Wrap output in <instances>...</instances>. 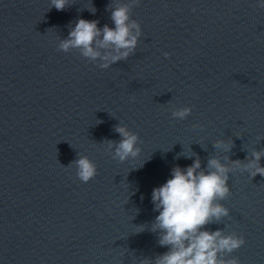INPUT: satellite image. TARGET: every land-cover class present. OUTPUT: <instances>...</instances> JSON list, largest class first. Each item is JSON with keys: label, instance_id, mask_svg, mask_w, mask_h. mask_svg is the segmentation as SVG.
<instances>
[{"label": "water", "instance_id": "obj_1", "mask_svg": "<svg viewBox=\"0 0 264 264\" xmlns=\"http://www.w3.org/2000/svg\"><path fill=\"white\" fill-rule=\"evenodd\" d=\"M69 2L58 11L50 0H0V264L154 260L167 248L151 231V192L174 166L198 157L207 170L212 157L244 164L264 152V8L140 0L131 10L142 28L135 52L102 69L58 44L81 17L114 26L113 0ZM184 106L191 114L174 118ZM119 124L140 137L136 161L114 159L102 144L119 142ZM188 150L195 155H179ZM79 155L97 165L86 183ZM228 185L221 203L230 215L206 227L245 238L221 258L264 264V176L236 169Z\"/></svg>", "mask_w": 264, "mask_h": 264}, {"label": "clouds", "instance_id": "obj_2", "mask_svg": "<svg viewBox=\"0 0 264 264\" xmlns=\"http://www.w3.org/2000/svg\"><path fill=\"white\" fill-rule=\"evenodd\" d=\"M256 2L264 8V0ZM139 3L140 0H113L109 7L114 26L104 24L100 27L96 19L78 18L74 26L69 24L68 35L60 39L58 48L64 52L78 49L83 57L98 62L102 69L126 60L135 52L142 36L141 24L131 18L133 6ZM70 4L69 0H50L48 10L52 7L58 11L64 10ZM90 11L95 13V7H91ZM164 55L167 57L170 53L165 52ZM191 112L190 106H184L173 109L172 116L184 120ZM115 131L121 139L118 143L110 140L102 143L106 144V150L121 162L129 159L136 161L142 152L138 146L139 135L123 124L117 125ZM214 143L217 148L222 147L224 150L231 147V142L223 140ZM179 155L193 156L195 153L188 150ZM262 156L264 152L253 151V158L247 163L234 161L231 165L212 157L208 160L207 170L202 168L198 157L186 167L174 166L170 177L161 185L153 187L151 192L153 210L158 213L151 223V231L158 234L159 245L166 247L167 251L154 260L145 259L138 264H240L236 257L221 258V253L230 254L241 248L246 243L245 238L235 232L225 234L220 229L209 230L206 225L230 215L229 208L221 203L231 194L229 173L239 169L246 171L250 177L258 173L264 176V166L259 163ZM146 160L132 168L142 167ZM73 163L82 182L86 183L96 176L97 165L88 156L79 155ZM144 227L136 226L135 232L143 231Z\"/></svg>", "mask_w": 264, "mask_h": 264}]
</instances>
